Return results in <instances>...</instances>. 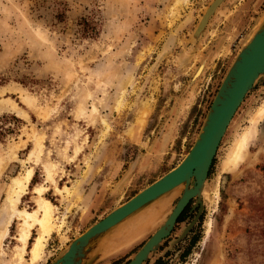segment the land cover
<instances>
[{
  "label": "rangeland",
  "instance_id": "1",
  "mask_svg": "<svg viewBox=\"0 0 264 264\" xmlns=\"http://www.w3.org/2000/svg\"><path fill=\"white\" fill-rule=\"evenodd\" d=\"M215 1L0 0V101L18 109L0 113V232L10 221L0 264H16L21 225L6 198L12 179L26 170L33 175L17 209L35 210L33 191L40 187L57 211L38 262L50 264L88 227L185 157L237 54L264 27V0H223L193 39ZM224 5L230 8L222 10ZM262 105L264 76L219 144L194 234L177 240L191 215L146 264H264V116L246 158L234 170H222L233 140ZM158 142L159 159L145 167L141 157ZM175 200L161 213L162 206L135 216L116 243L148 221L123 252L97 264H127ZM38 233L33 228L27 249ZM22 264H29L28 251Z\"/></svg>",
  "mask_w": 264,
  "mask_h": 264
},
{
  "label": "water",
  "instance_id": "2",
  "mask_svg": "<svg viewBox=\"0 0 264 264\" xmlns=\"http://www.w3.org/2000/svg\"><path fill=\"white\" fill-rule=\"evenodd\" d=\"M196 36L198 34H195L193 39H196ZM262 76L264 27L255 31L237 54L212 100L200 133L178 165L88 227L65 246L50 264H97L119 255L130 244L127 241L131 238H123L118 243L106 247L104 244L113 235L111 232L126 226L138 214H147L158 206H162L161 213L174 199V205L169 208L163 221L127 264H146L171 235L177 219L189 202L195 200L191 212L196 210V213L177 240L187 238L202 214L200 197L219 144L244 98ZM116 250L121 251L115 255Z\"/></svg>",
  "mask_w": 264,
  "mask_h": 264
},
{
  "label": "bare ground",
  "instance_id": "3",
  "mask_svg": "<svg viewBox=\"0 0 264 264\" xmlns=\"http://www.w3.org/2000/svg\"><path fill=\"white\" fill-rule=\"evenodd\" d=\"M222 2L223 0H216L215 2H213L211 7L206 11L205 15L202 17L203 20L201 19L202 23H204V20H205V24L200 29V25H201V21H200L195 34H198V36H200V33L204 30V27L206 26L209 18L215 13L216 9L222 4ZM174 11L171 12L173 15L172 17L176 18L177 13L176 11L175 12ZM3 94H4V90H0V95H3ZM22 102L28 105L31 103V100L29 98H23ZM11 111L18 112V109L16 108L15 104H13L8 99L0 101V113L1 112H11ZM263 116H264V105H262V107L258 108L255 111L254 115L249 119L247 126L233 140V143L231 144L228 154L226 156V159L223 162V166H222L223 171L234 170L238 166L239 162H241L244 158H246V154L248 151V144L254 138L255 127L262 120ZM32 175H33V171L28 169L24 172L23 175L13 178L11 188L9 190V194L6 198V205H7L8 210L11 213V217H16L17 219H19L20 225H21L18 231V234L16 236V241L18 244L17 246H15L14 248L15 250L13 253V259H15L16 264L23 263L24 254L27 251L29 255V264H38V262L42 258V252L45 247L47 238L50 236L52 230H54L56 226L55 221L57 219L56 217L57 211L55 210V208L51 205V203L48 200L44 199L41 196L42 188L40 187L34 188V191H33L35 195H37L35 210H33L32 212H27L25 210L17 209V204L20 202L21 197L25 194L26 189L29 186V183L32 179ZM214 190H217V188H215ZM65 191H68V188H66ZM216 192L217 191H214V195H216ZM158 207H161V206H158ZM145 221L147 222L148 219L142 220L143 223H145ZM9 223L10 221L3 227V229L0 232V244L2 240L5 239V237L8 234ZM35 227H38L39 233L33 240L30 248L27 249L31 231ZM127 227L128 226L126 225L118 233L116 234L114 233L115 235L114 234L112 235V232H111L112 236L107 241V243L105 242L104 246L109 247V245H111L112 242L121 234V232L127 229ZM139 229L140 228L138 224H136V226L131 227V229L127 231H131L132 233L133 232L137 233V230ZM208 229H209V225H208ZM117 251L118 250H116V252ZM116 252H114L115 255H116Z\"/></svg>",
  "mask_w": 264,
  "mask_h": 264
},
{
  "label": "crops",
  "instance_id": "4",
  "mask_svg": "<svg viewBox=\"0 0 264 264\" xmlns=\"http://www.w3.org/2000/svg\"><path fill=\"white\" fill-rule=\"evenodd\" d=\"M212 0H204V2H206V5L208 6L209 5V3L211 2ZM203 2V1H202ZM192 3H195V2H192ZM196 3H199V2H196ZM162 5H164V4H162ZM196 8H198V7H196ZM224 8H230V6H227V5H224V7H222V10L224 9ZM225 10V9H224ZM185 41H187V38H185L184 39ZM161 149H162V147L160 146V144H159V142L157 143V144H154V146H152V148L149 150V152H148V155L147 156H144V157H141V159H142V164H144L145 165V167H147L148 166V164L151 162V160H154V161H156V159L158 160L159 159V156H157L160 152H161ZM154 158V159H153ZM140 163V162H139ZM134 170H136V168L134 169ZM129 178H127V177H125V178H123V180L122 181H127ZM159 210L160 209H157V210H154V212L153 213H151V216L150 217H152L153 215H155V214H157L158 212H159ZM156 211V212H155ZM149 217V218H150ZM144 222V221H143ZM143 224L144 223H140L138 226H139V228H141L142 226H143ZM131 234H132V236H131ZM135 235V233L133 232H131V231H128V233H126V238L125 239H127L128 237L130 238V236H131V238L133 237ZM117 242V239H115L113 242H112V244H114V243H116ZM111 244V245H112ZM119 252L121 251V250H118ZM116 252V255L119 253V252Z\"/></svg>",
  "mask_w": 264,
  "mask_h": 264
},
{
  "label": "trees",
  "instance_id": "5",
  "mask_svg": "<svg viewBox=\"0 0 264 264\" xmlns=\"http://www.w3.org/2000/svg\"><path fill=\"white\" fill-rule=\"evenodd\" d=\"M63 18V17H62ZM61 17L58 19L59 21L62 19ZM2 83V79H0V85H3V84H1ZM14 118V117H13ZM14 120H16V119H14ZM191 203V202H190ZM190 203L187 205V207L184 209V211L181 213V215L179 216V218L177 219V223H179V222H182V221H184L185 220V218H186V216L188 217H190V215H188L189 214V209H190V207H189V205H190ZM112 264H120V262H114V263H112ZM158 264H159V262H158Z\"/></svg>",
  "mask_w": 264,
  "mask_h": 264
},
{
  "label": "flooded vegetation",
  "instance_id": "6",
  "mask_svg": "<svg viewBox=\"0 0 264 264\" xmlns=\"http://www.w3.org/2000/svg\"><path fill=\"white\" fill-rule=\"evenodd\" d=\"M204 22H205V20H204ZM203 25H204V23L201 24L200 28H201ZM211 165H212V164H211ZM210 168H211V166H210ZM209 170H210V169H209ZM190 202H191V201H190ZM190 202H189V203H190ZM191 203H192V202H191ZM191 203H190V204H191ZM189 207H190V205H189ZM190 212H191V207H190V209H189V214H188V215H190V216L192 215V217H191V219H192V218L194 217L195 213H196V210H195L193 213H192V212L190 213ZM188 218H190V217H189V216H188V217L186 216L185 220L188 219ZM200 221H201V215H200V217H199V219H198V223H200ZM182 222H183V221H182ZM179 223H181V222H179ZM177 224H178V223H177ZM194 227H195V226H194ZM194 229H195V228H193V229L190 231V233H189V235H188V238H189L191 235L194 234Z\"/></svg>",
  "mask_w": 264,
  "mask_h": 264
}]
</instances>
